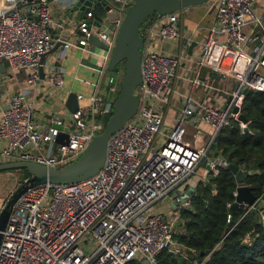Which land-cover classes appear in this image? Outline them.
Here are the masks:
<instances>
[{"label": "built area", "instance_id": "1", "mask_svg": "<svg viewBox=\"0 0 264 264\" xmlns=\"http://www.w3.org/2000/svg\"><path fill=\"white\" fill-rule=\"evenodd\" d=\"M77 1L0 0V57L8 60L12 72L24 70L29 85L46 80L63 86L64 68L47 59L57 41H63L59 45L62 55L71 48L97 47L89 42L91 35L108 45L100 48L105 55L90 95L77 94L78 100L87 101L67 116L50 114L40 120L25 90L9 95L0 106V162L32 160L50 166L72 162L103 130L112 113L121 81L108 62L134 0H99L106 2L102 10L97 4L95 9L90 5L77 20L55 16L53 4L68 8ZM256 3L207 0L215 14L196 57L187 53L192 35L185 34L183 27L185 8L154 12L142 22L137 111L109 136L106 159L97 173L72 182L47 181L20 194L2 230L0 264H129L134 259L158 264L164 249L187 257L185 246L174 238L177 211L164 213L161 208L173 201L172 191L205 158L210 168L202 176L204 183L210 173H218L219 166L229 164L222 155L209 154L211 144L232 118L239 120L242 129L247 127V121L239 119L245 89L264 91V11L257 12ZM168 42L176 46L175 51L165 49ZM217 46L222 52L214 59ZM229 51L234 54L233 62L242 57L245 64L237 75L238 86L226 91L232 95L226 107L197 97L192 89L177 91L183 68L193 73L190 82L195 86L205 84L201 78L204 66L229 74L231 68L228 71L223 64ZM175 91L182 103L173 123L166 125V111ZM235 106L239 111H234ZM201 122L213 130L201 132ZM189 124L197 128L192 138ZM60 134L66 141L57 140ZM13 193L0 202V213ZM189 202L190 198L182 205Z\"/></svg>", "mask_w": 264, "mask_h": 264}, {"label": "trees", "instance_id": "2", "mask_svg": "<svg viewBox=\"0 0 264 264\" xmlns=\"http://www.w3.org/2000/svg\"><path fill=\"white\" fill-rule=\"evenodd\" d=\"M241 110L247 127L232 118L215 136L209 154L247 170L243 183L259 202L232 207L240 182L227 166H219L218 173L199 184L189 204L175 209L182 228L177 226L174 238L185 246L188 258L164 249L158 264H264V91L246 88ZM12 170L21 173L20 184L30 177L26 168ZM129 264L146 263L134 259Z\"/></svg>", "mask_w": 264, "mask_h": 264}, {"label": "water", "instance_id": "3", "mask_svg": "<svg viewBox=\"0 0 264 264\" xmlns=\"http://www.w3.org/2000/svg\"><path fill=\"white\" fill-rule=\"evenodd\" d=\"M103 3L106 2L98 0L94 3L90 0L84 2L78 0L72 7V10L78 9L79 12L82 13L85 9H88L90 5L95 9L96 4L99 9L102 10ZM200 4H207V0L133 1L126 11L116 43L109 57V69L113 70L118 64L124 62L125 72L120 82L121 89L113 105L112 113L108 117L103 130L92 138L83 154L78 159L62 166H50L32 160H4L0 162V170L26 168L30 173V177L23 183L19 184L7 204L1 210L0 241L2 230L6 226L13 203L28 187L47 181L54 183L78 181L97 173L103 166L106 159L107 141L109 136L112 132L121 127L137 111L139 106V96L136 93V86L141 82V49L143 46V38L140 34V27L142 22L154 12H171L177 9L193 7L194 5ZM106 6L108 7V5ZM65 37L66 36H64V38ZM89 42L99 48H108V45L96 35H91L89 37ZM62 43L63 41H57L52 50ZM8 65L9 62L7 59H0V85L2 84V79L5 78ZM1 74H3L2 78ZM237 86L238 82H235V87ZM231 89L232 88H229L228 90ZM231 98L232 95H228L225 107L231 101ZM67 106L71 111H75L79 107V100L76 92L71 91L68 95ZM239 109L238 106L234 107L235 112L239 111ZM239 119L247 121L243 112H240ZM64 128L66 130L68 129L66 126ZM57 140L63 142L66 141V138H64L63 134H60L57 136ZM227 167L236 175L240 182L236 189V200L232 204V207L237 204H246L248 207L256 206L259 202V198L255 196L250 186L243 183L248 171L240 168L234 163H229ZM209 168L210 163L208 158H205L197 171L181 182L172 191V206L177 207L185 203L191 197L201 183L202 176L208 173ZM208 184L210 183L208 182ZM261 200L264 201V199ZM177 226L182 228L180 218L177 220Z\"/></svg>", "mask_w": 264, "mask_h": 264}, {"label": "crops", "instance_id": "4", "mask_svg": "<svg viewBox=\"0 0 264 264\" xmlns=\"http://www.w3.org/2000/svg\"><path fill=\"white\" fill-rule=\"evenodd\" d=\"M53 5L57 18H71V20H77L82 16V13H80L78 9L72 10L71 6H67L68 8H61L57 3ZM256 5L257 12L260 13L264 11V0H257ZM214 14L215 12L209 9L206 4L194 5L184 11L182 23L185 34L192 35L191 43L187 47L188 55L190 54L192 57H196L200 53L202 37L211 24ZM53 31H55V29H53ZM164 47L167 50H176V46H174L172 42L166 43ZM61 50V46L54 50H50L47 54V59L64 68V83L62 87L53 86L46 80L39 81L34 85H29L25 80L24 70L12 72L10 68L7 67V73L5 74V78L2 79V84L0 86V106L7 102L11 93L25 90L34 102L36 115L39 116L40 120H43L50 114L67 116L71 112L67 106V98L71 91L77 94L83 93L87 98L92 90V83L97 80L98 68L103 61L105 52L97 47H93L91 50L71 48L62 55L60 54ZM221 52L222 50H220L219 46L215 47L212 57L216 59ZM228 53L230 57L226 56L223 60V64L226 66L224 68L228 71L230 68L231 70L233 68V71L230 70L229 74L227 73V75H224L219 73V70L214 69L212 66H204L201 70V78L206 85L198 84L195 86L190 82L193 73L189 69L183 68L181 69L182 77L176 86L177 91L186 93L192 89L197 97L213 105L225 106L228 98L226 91L229 88H235L237 75L241 73L245 64L244 58L242 57H238L237 60L233 62L232 57H234V54H232L231 51ZM223 70L226 71L225 69ZM2 75L3 74H1V78ZM208 85H211L212 88H208ZM215 87H220L224 91H219ZM173 93L171 105L166 111V125H171L173 123L176 112L182 103V96L176 91ZM86 101L87 99L79 100V104H83ZM198 126L200 131L205 134L213 130L212 127L205 122H201ZM196 132L197 128L195 125L189 124V137L192 138L193 133ZM175 209L176 207L172 206L171 202H165L161 211H164V213H172ZM177 264H180V262Z\"/></svg>", "mask_w": 264, "mask_h": 264}, {"label": "rangeland", "instance_id": "5", "mask_svg": "<svg viewBox=\"0 0 264 264\" xmlns=\"http://www.w3.org/2000/svg\"><path fill=\"white\" fill-rule=\"evenodd\" d=\"M189 8L190 7H187L185 8V10H188ZM1 58L2 57H0V59ZM117 66H118V70L115 69L113 73L117 75L119 80L121 81L124 75V72H125L124 62H121ZM20 174L21 173L18 170L17 171L12 170V169L0 170V202L2 201V199L6 198L5 196H8L10 192L15 191L16 188L19 186L20 184L19 179L21 177ZM1 196H4V197H1Z\"/></svg>", "mask_w": 264, "mask_h": 264}]
</instances>
